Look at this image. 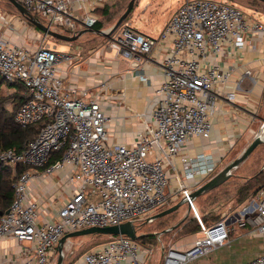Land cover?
Here are the masks:
<instances>
[{
    "label": "built area",
    "instance_id": "obj_1",
    "mask_svg": "<svg viewBox=\"0 0 264 264\" xmlns=\"http://www.w3.org/2000/svg\"><path fill=\"white\" fill-rule=\"evenodd\" d=\"M16 1L43 16L50 28L75 34L98 20L96 8L103 0ZM75 9L84 14L80 17ZM0 18L6 21L4 14ZM38 33L33 47L0 35V74L8 83L22 84L28 93L14 122L26 126L47 118L21 151L0 147V164L13 177L12 200L0 215V238L11 237L19 244L10 261L52 264L56 245L68 232L124 221L151 222L154 213L181 198L191 208L190 193L217 171L224 153L181 154L182 173L176 174L173 188L168 171H176L174 160L191 137L209 136L218 99L235 100L236 89L249 74L246 69L233 90L226 91L230 71L216 63L224 44L243 47L249 34L264 33V25L228 0H183L156 35L123 22L108 46L136 69L144 59L158 61L163 74L148 107L138 113L143 128L131 144L108 141L109 116L98 93L64 84L61 65L73 55L49 45L47 34ZM137 76L147 80L143 73ZM57 171L61 176L48 189H58L66 197L55 205L46 197L43 205L31 196L30 184ZM193 216L199 229L186 244L167 243L160 234L154 242L116 235L81 254L79 261L142 264L159 249V264H185L228 244L233 224L264 237V184L234 212H223L210 223ZM243 264H264V253Z\"/></svg>",
    "mask_w": 264,
    "mask_h": 264
},
{
    "label": "crops",
    "instance_id": "obj_2",
    "mask_svg": "<svg viewBox=\"0 0 264 264\" xmlns=\"http://www.w3.org/2000/svg\"><path fill=\"white\" fill-rule=\"evenodd\" d=\"M19 22L25 21L19 16L14 19L13 26L0 22V35L15 43L33 47V38L39 35L37 29L35 27L31 29ZM157 32L153 34L156 35ZM27 33L31 34L30 38H27ZM143 33L152 35L149 30ZM61 48L73 55V58L61 65L60 73L64 84L98 93L102 110L109 116L106 124L108 141L133 143L136 133L143 128V120L138 113L148 107L163 77L159 62L144 59L140 63V68H133L127 59L104 43L90 45L86 42H77L75 45L67 44ZM222 49L216 63L220 68L230 71L229 82L225 85L226 91L233 90L235 81L246 69L249 70V74L243 76L240 88L236 89L235 100L218 99L217 110L211 118L209 136L206 139L191 137L176 156L174 160L176 171H168L171 188L176 185V174L182 173L181 154L209 152L215 157L222 153L227 154L230 151L228 150L230 140H235L233 145L240 139L245 140L247 144L255 133L252 128L255 121L261 122L264 119V109H261L264 90V33L249 34L243 47H233L225 43ZM138 72L143 73L147 80L140 79L137 76ZM59 176L61 171L43 180L34 179L30 184L31 196L43 205L46 203V197L50 198L52 205L64 201L65 193L58 189H48ZM183 205L187 208L186 204ZM244 232V228L239 229V233ZM18 249L19 244L13 238H0V264H15L10 260H13ZM67 250L69 246L66 245V253ZM62 264L81 262L78 258L74 263H70L66 256Z\"/></svg>",
    "mask_w": 264,
    "mask_h": 264
},
{
    "label": "rangeland",
    "instance_id": "obj_3",
    "mask_svg": "<svg viewBox=\"0 0 264 264\" xmlns=\"http://www.w3.org/2000/svg\"><path fill=\"white\" fill-rule=\"evenodd\" d=\"M129 0H103L101 7L106 8V12L99 14L98 22L101 27L99 29H106L114 23L117 17L124 11ZM183 0H134L133 6L126 18L121 24L111 33L109 37L96 34L95 32H85L77 40L64 41L46 36L45 41L55 46L57 50H64L61 46L75 45L77 42H86L90 45L97 43L108 44L109 38L120 31L123 22L129 23L130 26L137 31L144 32L147 30L153 33L157 32L167 21L169 15L177 8ZM239 7L242 12L251 20L259 21L264 25V2L260 0H228ZM73 13L80 17L84 14L83 9H75ZM0 14H4L6 21L0 18L1 23L12 25L17 17H22L18 10L7 0H0ZM39 19L44 21L43 16L36 14ZM23 18V17H22ZM24 19V18H23ZM18 20V19H17ZM16 20V21H17ZM19 22L31 29L34 27L31 23L26 21ZM17 23V22H16ZM18 24V25H19ZM29 28V29H30ZM36 28V27H35ZM37 29V28H36ZM160 30V29H159ZM38 32H42L37 29ZM26 32V31H25ZM44 33V32H42ZM158 33V32H157ZM24 34V33H23ZM27 38L31 34L27 33ZM17 89L12 86L1 85L0 100L5 99V106L10 109L12 107V99ZM262 108L264 109V90L262 93ZM263 121V120H262ZM262 121L256 120L253 124L255 132L259 129ZM233 141L234 139L230 140ZM229 146L227 154L222 157L221 162L216 170L223 167L226 163L232 160L245 146V140H238L236 144ZM148 159H150L148 157ZM264 172V142L259 144L253 152L244 159L235 169L233 175L220 186L204 192L196 197V205H194V213L199 214L201 222L208 223L219 218L220 213L234 212L238 206L236 201L238 188L242 185H252L251 191L255 190L261 184L264 177L259 180H253V177L259 173ZM11 175V173H9ZM250 190V189H249ZM250 191V193H251ZM191 212L185 205H181L178 209L170 214L153 219L152 222L140 221L137 233L148 231H160L163 228L180 221L178 225L166 231L164 240L167 243L183 245L191 241V236L194 232L187 231L199 225L198 218L192 217ZM193 215V214H192ZM239 227L233 224V229L230 231L231 240L228 244L216 247L212 251L200 256L197 259L188 260L185 264H243L258 254L264 253V237L258 235H251L246 232L239 233ZM112 238L107 235L85 234L68 238L64 247L69 245L67 252L70 263H74L84 252L96 248L102 242ZM161 257L159 249H156L150 256L145 257L142 264H159Z\"/></svg>",
    "mask_w": 264,
    "mask_h": 264
},
{
    "label": "water",
    "instance_id": "obj_4",
    "mask_svg": "<svg viewBox=\"0 0 264 264\" xmlns=\"http://www.w3.org/2000/svg\"><path fill=\"white\" fill-rule=\"evenodd\" d=\"M11 3L19 12V14L29 23H31L34 27L46 33L47 35L64 40V41H74L77 40L82 34L85 32H95L96 34H100L105 37H109L111 33L121 24V22L126 18L129 12L132 9L134 0H129L124 11L117 17L112 25H110L107 29H94L93 27H87L80 29L75 34H68L65 32L57 31L52 29L46 24L44 21L39 19L36 15L32 14L26 7L17 2L16 0H7ZM264 2V0H260ZM264 132V119L259 127V129L254 133L251 140L241 149V151L235 156L232 160L226 163L223 167L219 168L213 175L200 183L197 187H195L190 193V199L193 200L200 194L207 192L217 186H220L225 181H227L235 172V169L238 165L246 159L253 150L262 142H264V137L261 136V133ZM182 204H186L188 210L190 211L189 204H187L184 198L179 199L175 203L164 207L163 209L157 211L151 216V219H156L162 217L164 215L170 214L171 212L178 209ZM7 209L4 211L6 212ZM180 221L170 225L169 227L163 228L160 231H148L137 233L138 225L134 224L131 221H124L118 224L107 225V226H89L82 229H78L75 231L68 232L64 234L58 241L56 245L57 255L52 264H62L64 258L68 256L66 252H64V243L65 241L73 236L85 235V234H94V235H107V236H116V235H124L131 239H138L141 235H149V234H162L171 228L175 227L179 224Z\"/></svg>",
    "mask_w": 264,
    "mask_h": 264
},
{
    "label": "trees",
    "instance_id": "obj_5",
    "mask_svg": "<svg viewBox=\"0 0 264 264\" xmlns=\"http://www.w3.org/2000/svg\"><path fill=\"white\" fill-rule=\"evenodd\" d=\"M100 11L106 12V8L98 6L96 8V13L98 16L100 14ZM92 27L94 29H99L101 27V24L100 22H98V20H96V22L93 24ZM1 85L12 86L17 90L14 91L16 93L14 94V98L12 99V107L10 109H8V107L5 106L4 104L5 99L0 100V147L12 148L15 151H21L26 147L27 143L36 135L40 126L47 121V118L36 121L32 124H28L26 126H21L16 124L13 120V115L20 106V104L27 99L28 93L22 84L8 83L0 74V87ZM9 173L10 172L7 170V168L0 164V215L8 208L13 197V188H12L13 177ZM263 177H264V172L254 176L253 180L257 181ZM262 184H264V182H262L258 186ZM257 187H255V189ZM252 188H253L252 185H242L238 188L237 199H236L238 204L243 202L254 191V190L251 191ZM191 216L194 217L192 214ZM198 229H199V225L196 224L195 227L189 228L187 231L196 232ZM165 234L166 233L160 234V237L163 240H164L163 236H165ZM156 236L157 235L154 234L141 235L139 239L140 241L154 242L156 241Z\"/></svg>",
    "mask_w": 264,
    "mask_h": 264
},
{
    "label": "bare ground",
    "instance_id": "obj_6",
    "mask_svg": "<svg viewBox=\"0 0 264 264\" xmlns=\"http://www.w3.org/2000/svg\"><path fill=\"white\" fill-rule=\"evenodd\" d=\"M143 1H144V0H143ZM106 29H107V28H106ZM261 136L264 137V132L261 133ZM194 200H195V199H193V201H192V206H191V208H190V212H191L192 214H195V213H196V212L194 213V211H195L194 205L196 204V201L194 202ZM196 214H198V213H196ZM198 215H199V214H198ZM65 244H66V243H65ZM68 246H69V245H68ZM66 248H67V247H66ZM67 251H68V250H67Z\"/></svg>",
    "mask_w": 264,
    "mask_h": 264
}]
</instances>
